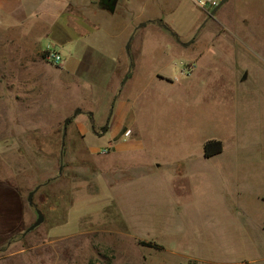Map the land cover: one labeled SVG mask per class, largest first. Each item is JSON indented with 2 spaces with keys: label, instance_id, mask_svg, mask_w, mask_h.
<instances>
[{
  "label": "rangeland",
  "instance_id": "obj_1",
  "mask_svg": "<svg viewBox=\"0 0 264 264\" xmlns=\"http://www.w3.org/2000/svg\"><path fill=\"white\" fill-rule=\"evenodd\" d=\"M170 5L154 0L153 12L175 26L204 11L191 0ZM257 8L244 3L247 36L219 48L210 45L213 16L188 47H172L171 32L148 25L126 44L145 43L128 68L113 55L123 40L110 29L116 21L85 61L70 58L61 21L52 33L25 36L44 55L20 50L17 28L0 26V264H264V164L248 147L264 115V58L239 40H264ZM49 49L63 55L60 65L46 58ZM244 66L251 75L240 84L238 117L227 92ZM217 138L229 150L205 157ZM115 139L123 150L111 147ZM236 157L248 158L240 175ZM38 209L45 221L25 235Z\"/></svg>",
  "mask_w": 264,
  "mask_h": 264
},
{
  "label": "crops",
  "instance_id": "obj_2",
  "mask_svg": "<svg viewBox=\"0 0 264 264\" xmlns=\"http://www.w3.org/2000/svg\"><path fill=\"white\" fill-rule=\"evenodd\" d=\"M185 1L187 2L188 0H163L166 7L172 11L173 6L170 5L171 2L183 3ZM229 1L224 4L215 15L210 14L207 9L203 8L204 11L199 13L198 16H188L187 20L190 21H187L182 26H175L167 24L162 13L154 14V0H119L115 11L107 9L103 5V0H0V26H9L10 30L17 28L18 45L20 47L22 46L21 49L19 48L20 50L28 53H43L44 55L41 45L39 43H34V47L31 48L30 41L25 39V36L31 35L35 30L41 32L42 30L51 31L50 33H52L54 27L60 23L59 21H61V24L58 25V27L64 34H66V39H68L64 48L69 51L72 60H75L74 58H80V60L85 61L91 58L89 56L91 51H98V40H96V38H99L100 35L104 34L107 22L112 23L113 21H116L117 24L114 25V27L111 26L110 29L113 28L120 38L123 37V40L122 43L117 45V49H113V55H115L114 57L116 60L125 62V67L128 68V63L133 62V59L135 61L133 53H142L145 43L139 41L137 44H132L133 50H128L126 44L133 35H136L140 29L147 27L148 25L157 26V28L160 29V33H164L165 31L169 33L171 32L170 34L173 38L172 47L174 48L177 46L188 47L201 42L207 27L213 22L208 16H213V20L219 24L218 28L215 30L212 28L211 30V46L219 48L220 42L221 46L222 43L225 42L234 43L231 41L232 35L237 38L246 37L247 35H245L243 31H240L239 28L247 27L249 23H251V15L244 14L243 11L244 3L253 0H239L234 5L225 7ZM254 1L259 5V9L257 8L258 13L256 12V19L258 20V35L264 37V0ZM233 18L238 20V25L234 23ZM7 21L14 22L10 25H5ZM239 40L245 43L246 47L248 46L249 48L250 46V49H252L253 52L261 54L264 58V40L260 43L259 40L257 42L249 39L245 41L243 38H240ZM131 43H133L132 39ZM236 45L234 44L233 46L236 47ZM106 51L107 50L105 49V52ZM108 56L112 57L111 53ZM93 57L98 58L99 56ZM136 65H138L137 62ZM231 67L236 66L232 65ZM129 71L131 70H128V72ZM233 73V82H231V86L227 92L229 95L227 97L226 107L229 108V115H234L236 113V116L239 117L242 107L241 100H244L246 96L244 91L240 89V84L247 81L250 78L251 73L247 66H244L243 70L234 71ZM124 76L125 75H123V78ZM159 76L164 79H172L170 76L163 74H160ZM258 99H261L264 102V91L258 93ZM262 108L264 111V105ZM115 113L121 117L126 113V106L118 104ZM86 114H88L89 117L90 131H93V129L94 131H97L95 130V127L98 125L96 113L87 112ZM238 117L236 123L240 122ZM109 119H111V117L103 121V124L110 123L112 119L110 121ZM259 124L260 129L258 132V140L257 142H253L251 146L249 143L248 147L258 149L261 156L257 162L264 164V115L261 116ZM236 137L238 138L237 134ZM222 141L224 143V150L228 151L229 145H227L224 139H222ZM111 147L115 148L117 151H121L124 148V142L115 139V142L111 143ZM205 157L211 158L208 156ZM247 159L248 158L245 157L244 159L238 157L229 159L236 175H240V171L244 169V165L247 164ZM234 165L236 166L234 167Z\"/></svg>",
  "mask_w": 264,
  "mask_h": 264
},
{
  "label": "water",
  "instance_id": "obj_3",
  "mask_svg": "<svg viewBox=\"0 0 264 264\" xmlns=\"http://www.w3.org/2000/svg\"><path fill=\"white\" fill-rule=\"evenodd\" d=\"M229 0H221L219 5L213 10L212 12V15H215L218 10L228 2ZM119 3V0H103V5L109 9V10H112V11H115L116 8H117V5ZM186 44H189V43H186ZM72 118H69L66 122V130H65V136L67 135V131H68V124L71 122ZM108 126L105 127L104 129V132H107L108 131ZM63 171V167L61 168V172ZM41 188V186L37 187L34 191H32V193L30 194L29 196V201L31 203V205H34L35 203V194L36 192ZM38 214H39V217H38V220L32 225L30 226L27 231L25 232V235H27L29 232L35 230L38 226H40L44 221H45V214L43 213L42 210L38 209Z\"/></svg>",
  "mask_w": 264,
  "mask_h": 264
},
{
  "label": "built area",
  "instance_id": "obj_4",
  "mask_svg": "<svg viewBox=\"0 0 264 264\" xmlns=\"http://www.w3.org/2000/svg\"><path fill=\"white\" fill-rule=\"evenodd\" d=\"M202 8H205L212 14L213 10L219 5L220 0H195ZM46 58L56 65H60L63 61V55L58 51L49 49L46 52Z\"/></svg>",
  "mask_w": 264,
  "mask_h": 264
},
{
  "label": "trees",
  "instance_id": "obj_5",
  "mask_svg": "<svg viewBox=\"0 0 264 264\" xmlns=\"http://www.w3.org/2000/svg\"><path fill=\"white\" fill-rule=\"evenodd\" d=\"M224 150V143L222 140L213 139L206 143L205 154L208 157L217 155Z\"/></svg>",
  "mask_w": 264,
  "mask_h": 264
}]
</instances>
